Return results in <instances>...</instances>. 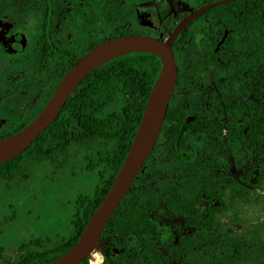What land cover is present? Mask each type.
<instances>
[{
  "label": "trees",
  "instance_id": "1",
  "mask_svg": "<svg viewBox=\"0 0 264 264\" xmlns=\"http://www.w3.org/2000/svg\"><path fill=\"white\" fill-rule=\"evenodd\" d=\"M215 1L218 0H196L195 3L199 8ZM219 9L238 11L240 15L245 11L244 19L252 13L256 19L260 16L264 25V0H236L206 16ZM187 15L183 13L180 21ZM132 34L138 33L131 29L111 38ZM161 70V59L147 53L126 55L101 66L81 83L56 121L23 154L0 164V183L11 184L19 179H28L26 172L32 164H61L60 157L69 148L89 144L97 148L96 154L87 158L89 170L95 171L96 167L104 170L99 171L100 183L93 196L80 197L75 201L71 221L73 234L53 244L50 241L34 243L39 251L28 253L20 264L51 262L66 254L77 242L109 193L126 159ZM258 73L256 91L264 100V63ZM174 98L154 152L103 232L101 240L108 238L115 245L120 241L128 244L124 246L120 258L114 259L111 264H168L160 245L163 234L157 213L166 207L172 214H185L192 220L197 210L195 206L205 196L215 199L217 204L209 206L208 217L203 218L201 224L203 229L195 236L197 249L174 250L178 255L187 254L183 264H264V101L260 109L249 104L239 105L238 111L249 119L247 129L240 130L226 128L218 121L189 119L188 113L174 108ZM170 123L176 130L181 126L186 131L192 128L215 137L225 134L229 140L253 148L258 157V167L247 177V181L251 178L255 180L254 189L245 190L233 177L216 175V162L201 154L195 163L174 165L173 170L153 176L151 187L145 186L144 173L152 171V159ZM182 130L180 135L170 139L176 154L186 140ZM94 161L95 165L92 164ZM129 251L134 253L133 259L128 256ZM82 264H89V258Z\"/></svg>",
  "mask_w": 264,
  "mask_h": 264
},
{
  "label": "rangeland",
  "instance_id": "2",
  "mask_svg": "<svg viewBox=\"0 0 264 264\" xmlns=\"http://www.w3.org/2000/svg\"><path fill=\"white\" fill-rule=\"evenodd\" d=\"M195 1L103 0L104 30L97 38H103L105 41L108 38L114 39L111 37L132 29L138 33L137 35L150 34L166 40L180 22L181 14L190 13L195 9ZM81 5L83 9L84 4ZM76 11L73 10V13ZM225 16V9H220L196 22L190 32L192 37L190 49L192 51L197 42H204L210 30L231 31L232 37L237 38V44L231 49L239 56L238 60L232 58L231 74L234 86L228 102L232 105L259 106L260 109L264 100L255 90H251L249 94L245 90L250 86L254 88L257 84L256 76L248 77L247 72L250 70L255 72L260 62L264 63V35L260 33L264 30V25L257 21L255 16L249 19H243V16L232 15L231 18ZM257 32L258 38L245 39L246 36L253 37ZM248 50L253 55L251 61H246ZM256 58H261L258 64ZM213 109V117L209 119L212 122L218 121L226 128L247 129L249 120L237 109L230 113L220 103ZM173 132H176V129L168 124L154 154L152 171L144 173V185L147 187H151L153 176L173 170L174 165L193 164L200 154L213 158L217 164L216 171L221 170L238 180L246 176L247 171L257 168L258 157L254 149L246 147L239 141L229 140L226 136L215 137L189 131L184 134L186 140L180 152L176 154L170 144V136ZM96 152L97 148L93 145L72 146L60 157L61 164L35 163L27 169L28 179H19L11 184L0 183V264H20L28 253L39 251L34 243L50 241V244H53L73 234L71 221L75 201L80 197L93 196L95 188L100 183L99 171H104L101 167H96L95 171L89 170L90 163L87 158ZM92 164L95 165L96 162ZM165 211L162 207L157 213L163 234L160 242L162 249L168 236L176 238V225L181 226L178 224L180 220L176 218H169L166 221ZM127 245L122 241L115 245L106 238L100 241L98 248L89 256V264H111L117 259L115 252L121 253ZM24 246L27 247L22 250ZM128 256L133 259L134 253L129 251ZM178 263L172 260V264Z\"/></svg>",
  "mask_w": 264,
  "mask_h": 264
},
{
  "label": "flooded vegetation",
  "instance_id": "3",
  "mask_svg": "<svg viewBox=\"0 0 264 264\" xmlns=\"http://www.w3.org/2000/svg\"><path fill=\"white\" fill-rule=\"evenodd\" d=\"M81 4H84L83 9ZM196 5L195 3L194 10L198 9ZM73 10L77 11L73 13ZM102 11L103 0H0V138L13 135L15 131L24 129L26 123L35 119L46 107L75 62L105 41L103 38H97L104 30ZM237 12L225 9V17L245 15V11H242V15ZM206 14L191 25L205 18ZM251 16L254 15L249 14L247 19ZM256 20L261 23L260 16ZM192 27L189 31L187 28L188 32L183 36L182 34L179 36L180 39L178 38L173 47L178 67V79L173 96L174 108L188 113V118L192 120L212 119L213 108L219 103L230 113L238 110V104L236 106L228 102L234 86L231 74L232 58L238 60L239 56L233 53L231 47L237 44V38H233L232 32L227 29L210 30L209 35L205 36V41L197 42L191 51ZM260 33L262 35V30ZM253 38H258V32L253 37L246 36L245 39ZM257 51L256 49V57ZM252 57L251 51L248 50L246 61H251ZM255 61L258 64L261 58H256ZM262 64L260 62L257 67L256 75L251 73L252 70L246 74L248 77L256 76L257 80L254 88L250 86L245 90L248 94L251 90H255L257 94L258 72ZM234 77L237 79V76ZM170 124L176 129L173 123ZM177 129L171 134L170 139L174 135H180L182 129L183 135L189 131L199 133L192 128L186 131L185 127L179 126ZM253 170L247 171L246 176L240 180L221 170L214 173L233 177L245 190H253L255 180L247 181ZM204 198L195 206L197 210L192 220L185 214L174 215L164 207L166 221L169 218H176L180 220L178 224L181 225H176V238L168 236L164 245L163 253L168 264H172V260L178 261V264L185 262L187 254L178 255L174 252L175 249L183 251L197 249L195 236L203 229L201 224L203 218L208 217L209 206L212 203L217 204L215 199L206 196ZM190 238H193L192 241H189ZM115 254L119 259L121 254L118 252Z\"/></svg>",
  "mask_w": 264,
  "mask_h": 264
},
{
  "label": "water",
  "instance_id": "4",
  "mask_svg": "<svg viewBox=\"0 0 264 264\" xmlns=\"http://www.w3.org/2000/svg\"><path fill=\"white\" fill-rule=\"evenodd\" d=\"M235 1L218 0L190 12L166 40L152 35L133 34L100 43L75 62L46 107L30 124L16 134L0 139V164L13 161L56 121L71 96L95 70L113 60L135 53L155 55L162 61L161 73L150 93L138 131L109 193L73 247L60 258L45 264H82L97 249L106 226L125 200L157 146L178 79L173 48L175 42L201 16Z\"/></svg>",
  "mask_w": 264,
  "mask_h": 264
}]
</instances>
